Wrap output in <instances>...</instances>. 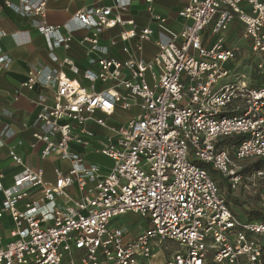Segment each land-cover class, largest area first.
I'll return each mask as SVG.
<instances>
[{"label":"built area","instance_id":"obj_1","mask_svg":"<svg viewBox=\"0 0 264 264\" xmlns=\"http://www.w3.org/2000/svg\"><path fill=\"white\" fill-rule=\"evenodd\" d=\"M103 1L95 0L94 5L74 15L89 27L87 37L75 41L68 34L55 45L66 47L75 41L99 75L79 71L71 61H63V69L82 81L92 84L98 80L107 87L97 92L61 72L50 94L37 96L39 112L33 136L43 143L41 157L58 152L70 161V169L66 174L57 170L52 186L44 184L41 170H26L13 181V188L21 191L7 190V207L0 211V221L8 213L14 225L10 240L3 245L0 241V264H157L151 261L152 243L164 241L179 245L171 264H205L207 258L215 264H260L264 223L242 222L233 216L220 194L221 180L212 178L190 158L211 165L227 180L230 190L242 180L237 162L264 161V86H251L243 76L226 82L230 72L225 63L233 53L225 48L223 36L209 48L202 45L222 5L243 24L252 52L263 54L264 0L189 4L178 14L184 23L176 37L166 44L156 42L149 61L137 58L126 44L135 38L151 41L149 27L118 35L125 43V61L107 58L116 41L109 45L100 41L112 15V7ZM47 2L17 0L13 4L5 0L4 5L32 19L33 27L47 34L61 28L46 24ZM129 2L119 0L114 7ZM145 2L150 19L164 23L166 19L152 11L153 0ZM243 3L248 10L241 8ZM229 20L221 14L213 32L225 29ZM114 22L118 26L132 24L118 16ZM23 34L27 35L0 29V42L8 36L18 41ZM140 50L137 47L136 51ZM3 65L0 47V67ZM262 67L264 61L257 66ZM40 83L41 73L29 65L25 79L14 91L15 99L22 89L34 91ZM125 92L133 100L125 99ZM235 104L240 113L229 111ZM96 113L123 116L125 123L110 127ZM241 136L245 138L235 146L226 143ZM92 145L105 161L88 160L71 151L74 146ZM251 176L254 184L264 179V171ZM93 178L97 182L89 185ZM32 185L39 188L38 199L18 209L17 202L28 196L26 187ZM72 187L77 196L69 194ZM61 198L67 202L59 203ZM127 214L146 224L140 235L132 237L124 226L113 222Z\"/></svg>","mask_w":264,"mask_h":264},{"label":"crops","instance_id":"obj_2","mask_svg":"<svg viewBox=\"0 0 264 264\" xmlns=\"http://www.w3.org/2000/svg\"><path fill=\"white\" fill-rule=\"evenodd\" d=\"M5 0H0V29L8 33L19 31L23 34L18 41L10 36L0 42L3 53L4 65L0 67V211L7 207V190L18 193L21 190L13 188V181L21 176L26 170L36 173L43 172V182L46 186H52L56 180L57 170L64 174L70 169V161L61 157L60 153H51L47 158L41 157L43 143L34 138L37 128L33 126L39 112L36 103L38 95L48 96L57 82L56 75L64 72L70 79L78 78L76 75L63 69V61H71L79 71L90 73L98 77L99 70L88 63V57L84 50L76 44L88 36L89 27L79 23L74 17L75 13L91 7L95 0H48L46 12V24L50 26L59 25L61 28L47 34H40L34 27L32 19L16 14L11 8L4 5ZM17 4V0H10ZM119 0H104L105 6L112 7V15L107 29L102 32L100 41L104 45L114 40L109 47L107 58L125 61L128 56L122 52L125 43L118 40V35L125 30L134 29L137 32L144 27L152 30L151 41L145 42L135 38L126 43L135 53L137 58L149 61L156 52V42L166 44L176 37L184 20L179 17V12L189 4L200 0H153V13L166 19L164 23L150 19L145 0H130L121 8H115ZM243 10H248L246 4H241ZM226 14L230 20L225 23V29L213 32L215 25L220 20L221 14ZM118 16L123 21H131L130 25L118 26L114 18ZM70 34L74 42L66 47H56L59 39H64ZM219 36L224 37V45L233 53V58L225 63L229 70L230 77L226 82H234L236 78L243 76L251 86H264V67L257 66L264 61V53L256 55L251 50V39L245 33L243 24L238 17L226 6L218 7V14L213 23L209 26L208 32L203 38V47L209 48L215 43ZM28 39V41H25ZM25 41V42H24ZM137 47H141L139 52ZM41 73V83L34 91L21 90V95L15 99L14 91L19 88L20 83L25 79L28 66ZM51 76L49 77V74ZM85 87L92 86L97 92L104 90L107 85L96 81L88 83L82 81ZM125 99L131 101L133 97L126 93ZM119 107L124 110L122 105ZM131 113L134 110H129ZM127 111V112H129ZM96 117L105 121L110 127L119 128L125 123V118L120 115L105 117L102 113H96ZM96 146L82 147L74 146L71 151L75 155L83 156L88 160L105 161L102 155L95 152ZM13 154V155H12ZM96 179H89L88 184L94 185ZM27 195L17 202L16 207L23 210L28 202H35L39 197V188L26 187ZM69 194L77 196L76 190L72 187ZM59 203H66V198L58 200ZM146 224L142 221L139 228L132 237L140 235ZM14 228L13 222L8 213H4L0 221V241L6 244L10 240V232ZM25 232V228H22ZM157 242H153L156 244ZM158 244V243H157ZM83 251H79L82 254ZM79 254H75L78 257ZM173 253L170 255L172 259ZM67 259V257H66ZM171 262V261H170Z\"/></svg>","mask_w":264,"mask_h":264},{"label":"rangeland","instance_id":"obj_3","mask_svg":"<svg viewBox=\"0 0 264 264\" xmlns=\"http://www.w3.org/2000/svg\"><path fill=\"white\" fill-rule=\"evenodd\" d=\"M229 111L231 113H240V107L237 104L231 105L229 107ZM238 139L239 137H232L228 139L226 143H228L229 146H235ZM190 159L191 161H193L194 164L205 169L212 178L224 180V178H222L220 174L211 165L196 162L192 157ZM258 161H260V163ZM236 164L241 167L240 173L242 174V180L240 185L235 190H230L227 180H221L220 194L226 200L228 206H231L233 210L237 212L238 216L236 218L238 220L242 222H247L250 220L256 221V219L254 218L249 219L247 217V214L243 212L242 208H246L245 205H248L250 207L254 206L257 208V210L261 211L264 214V179L255 180V185L251 180V175L255 174V172L264 171V161L257 158H252L237 162ZM229 195L231 199L241 202L242 205L239 206L238 204H235L233 200L228 198ZM261 212L259 213L262 214ZM261 217H263V215H261ZM113 222L117 226H124V228L127 229V232H130L131 236L135 235L134 233L139 228L140 224H142V220L140 218H137L133 214H127L121 218L113 220ZM258 240L261 241L260 239ZM152 248V262L157 264H171V260H169L170 255L179 249V245L170 241H164L159 242L158 244H153ZM141 263L143 262L141 261ZM205 264L215 263H213L211 258H207Z\"/></svg>","mask_w":264,"mask_h":264},{"label":"trees","instance_id":"obj_4","mask_svg":"<svg viewBox=\"0 0 264 264\" xmlns=\"http://www.w3.org/2000/svg\"><path fill=\"white\" fill-rule=\"evenodd\" d=\"M244 138H245L244 136L239 137V139H238V141L236 142V144H237L238 142H240L241 140H243ZM258 162L260 163V161H258ZM259 166H260V165H259ZM221 180H222V179H221ZM224 180H225V179H224ZM224 180H222V181H224ZM263 186H264V183H263ZM228 198L231 199L230 195L228 196ZM231 200H233L234 203H235V204H238L239 206L242 205L241 202H238V201H236V200H234V199H231ZM225 202H226V200H225ZM226 204H227V202H226ZM227 207H228V209L230 210V212L232 213L233 216H235V217L238 216L237 212L234 211L233 208H232L231 206H228V204H227ZM245 207H246L248 210H247L246 208H242V209H243V212H245V213L247 214V217H248L249 219L254 218V219H256L257 221H261V222L264 223V214H263L261 211L257 210V208L254 207V206H251V207H250V206H248V205H245ZM251 212H252V213H251ZM259 212H261L262 214H260ZM261 215H263V217H261ZM261 250H262V251H261V257H260V259H259V262H260V264H264V242L261 243Z\"/></svg>","mask_w":264,"mask_h":264}]
</instances>
